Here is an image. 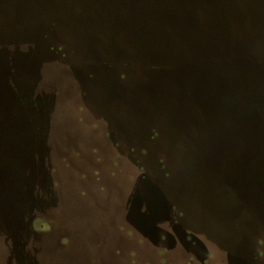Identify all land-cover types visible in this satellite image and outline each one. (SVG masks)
<instances>
[{"label": "rangeland", "instance_id": "374dc122", "mask_svg": "<svg viewBox=\"0 0 264 264\" xmlns=\"http://www.w3.org/2000/svg\"><path fill=\"white\" fill-rule=\"evenodd\" d=\"M261 109L264 0H0V264H264Z\"/></svg>", "mask_w": 264, "mask_h": 264}, {"label": "water", "instance_id": "95a60500", "mask_svg": "<svg viewBox=\"0 0 264 264\" xmlns=\"http://www.w3.org/2000/svg\"><path fill=\"white\" fill-rule=\"evenodd\" d=\"M260 111L262 112V109H261ZM261 112L258 113V114L255 116V118H256L257 120H255V123H254V124H257V123H259V122L262 121V119H263V117H264V113H263V112L261 113ZM256 127H257V128H256ZM256 127H255V129H254V126H252V128L249 129L250 136L254 137V136L257 134V137H258L259 141H260L261 143H264V128L260 127V125H259V127H258V126H256Z\"/></svg>", "mask_w": 264, "mask_h": 264}]
</instances>
